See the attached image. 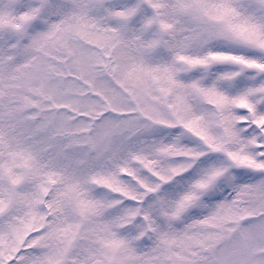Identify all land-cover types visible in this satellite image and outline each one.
Returning a JSON list of instances; mask_svg holds the SVG:
<instances>
[{
	"label": "snow or ice",
	"instance_id": "obj_1",
	"mask_svg": "<svg viewBox=\"0 0 264 264\" xmlns=\"http://www.w3.org/2000/svg\"><path fill=\"white\" fill-rule=\"evenodd\" d=\"M0 33V264H264V0H0Z\"/></svg>",
	"mask_w": 264,
	"mask_h": 264
},
{
	"label": "rangeland",
	"instance_id": "obj_2",
	"mask_svg": "<svg viewBox=\"0 0 264 264\" xmlns=\"http://www.w3.org/2000/svg\"><path fill=\"white\" fill-rule=\"evenodd\" d=\"M3 34L2 33H0V36H2ZM5 79H6V77H5Z\"/></svg>",
	"mask_w": 264,
	"mask_h": 264
}]
</instances>
